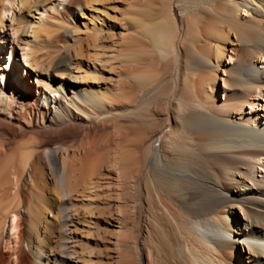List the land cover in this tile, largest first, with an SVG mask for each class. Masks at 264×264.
<instances>
[{
	"label": "bare ground",
	"instance_id": "bare-ground-1",
	"mask_svg": "<svg viewBox=\"0 0 264 264\" xmlns=\"http://www.w3.org/2000/svg\"><path fill=\"white\" fill-rule=\"evenodd\" d=\"M6 1L8 0H0V27L2 16L7 9ZM9 1L13 6L18 5L21 10L20 20L17 22L15 18L12 21L16 23V30L13 33L18 32L13 40L16 41L17 49L28 46V50L25 49L26 69L19 77V82L12 83L11 77L14 73L11 71L6 72L3 77L12 89L18 90L19 96L0 91V156L7 154V151L2 148L4 140L10 142L30 134L34 136L36 149L41 151L44 158L60 160L58 148L61 146L57 148L59 145L56 146L55 143L67 140L74 142L80 135L86 134L97 119L114 111L115 113L121 110L129 111L132 107L129 100L133 96L134 89L139 87L137 85L142 86L148 78L138 71L140 69L136 65L134 69L138 70L132 71L135 72L127 77L128 82H120L119 85L115 83L116 88H112L110 78H99L92 72H90L92 76H87L86 72L85 74L80 72L78 68L80 64L77 67L73 65L75 62L73 63L71 59H83L85 55L91 60L87 63L89 67L95 71L103 69L101 66L103 60L99 55L101 53L92 52L87 53L86 56L83 54L82 41L89 49L102 30L113 25L103 10V8L109 9L107 6L111 3L109 0H63L60 9L53 7L50 10L47 7H51V0ZM157 1L161 3L165 0H153V2ZM214 1L218 9L221 7L226 9V12L211 11L213 17L210 14L208 23L216 29L221 26L226 27L232 34L234 42L237 43V46L231 47L227 56V59L235 58V62L231 66L225 65L223 72L225 77L221 79L219 88L213 91L214 98L211 101L207 99L204 109L180 112L177 115L171 101L177 89L176 85L178 86L174 83L169 94L166 124L153 133L143 134L142 132L138 138L131 136L132 139L125 140L124 147L117 146L116 154L120 167L127 178L136 183L135 187L139 196L138 245H136V251L130 248L136 252L137 263L135 264H264V183L256 180L252 175L254 161H264V125L262 126L256 120L257 116L245 115L242 111L245 104L256 105L253 97L257 94L264 99V61L262 67L257 65L260 63L258 62L260 58L264 60V0H200V3L188 2L187 5L184 1L185 6L182 5L181 8L197 9L202 3ZM176 8L184 12L183 9ZM120 9L123 11V8ZM124 10H126L123 11L125 14L128 10ZM132 11L128 12L132 14ZM135 11L136 13L133 14H137V10ZM37 13H47V15L45 14V17L41 15L36 19L34 14ZM150 14H153L152 10ZM72 15L81 18L79 24H71ZM134 16L132 20L130 19L132 22H129L130 26L133 23L130 31L137 35L133 36L132 33V37H128L129 46L140 44L142 41L140 36L149 29L157 31L165 40V42L162 40L164 44L168 42L166 41L169 37L168 31L161 21L148 20L149 22L145 24L140 22V18ZM61 22H64V25L58 30L49 26V24ZM146 34L148 35L145 33L144 36ZM68 39L69 42H67ZM227 39L229 36L226 34L223 36L224 43ZM94 46L96 47V44ZM98 47L102 48V46ZM173 49H175L174 46ZM130 50L125 53V58L137 63L141 56L133 49L130 48ZM224 51L225 47L222 46L219 55L221 60ZM192 53L189 52L186 55V62L190 68L198 59H195ZM53 55L56 56V62H50L46 68L42 67L45 60L52 58ZM102 56L105 57L106 54ZM204 62L207 66L208 64L216 68L219 66L206 60ZM126 66L128 68L130 65ZM59 67H65L70 73L60 74L57 70ZM114 89L118 90L114 91ZM54 93L57 96L55 100L57 107L55 110H49L47 106L49 94L53 97ZM215 93H219L221 98H216ZM117 101L123 104H115ZM15 107L19 111L17 117L13 116ZM261 109L264 110V103L261 104ZM174 133H180L188 139L192 161L190 166L178 168L168 165L169 159L173 157ZM20 140H18L20 143L17 141V146L13 148L19 150V153L25 151L24 155L18 159L22 162L30 156L31 152H26L30 149V147L27 149L28 142ZM19 165L21 164L11 166L6 175L0 177V186L4 184H8V188L17 186L15 177L18 174ZM262 168L264 169V165ZM37 171L39 166L36 160L30 159L22 173L27 175ZM157 172L166 173L171 177L180 196L170 198L157 189L155 185ZM92 185L94 186V183ZM232 209H238L241 216H235L236 213ZM7 213L9 214V211ZM8 214L4 218L7 220L12 218L10 230L13 231L14 237L17 236L19 222L16 212L12 211ZM230 214L243 222L244 227H241V231H236L230 225ZM2 244L4 241L1 237L0 245ZM238 246L242 248L241 257L235 251ZM16 250L18 264H38L35 258L39 259L43 253L39 246H34L33 253L23 251L20 247ZM128 251L122 255L123 259H121L124 260L122 264H130L128 260H132L130 257L134 253L130 256ZM70 253L60 256V264L82 263L80 257H73ZM0 264H4L3 259L0 260ZM43 264L47 263L43 262Z\"/></svg>",
	"mask_w": 264,
	"mask_h": 264
},
{
	"label": "rangeland",
	"instance_id": "rangeland-1",
	"mask_svg": "<svg viewBox=\"0 0 264 264\" xmlns=\"http://www.w3.org/2000/svg\"><path fill=\"white\" fill-rule=\"evenodd\" d=\"M109 1L111 2L107 5L109 9L103 8V10L108 15L109 22L113 23V25L105 27L102 30L105 33L101 32V37L99 35L95 38L93 43L94 45L96 44V47L93 45L88 49L82 41L83 54L87 56V53H101L99 55H101L100 57H102L103 64L105 65L102 64L101 66L105 69L99 71L93 70L87 64L91 60L88 59V56L85 57V55L83 59H71L73 63L75 62L74 64L71 60L70 62L76 67L80 64L78 68H80L82 74L86 72L87 76H92L93 73L94 76L99 78H110L109 81H111L112 88H116L115 85H119L118 83L120 82H128L127 77L135 72H132L133 70H138L134 69L136 65L139 66L137 67L140 69L138 71L147 76L148 80L143 83V87L137 85L139 87L134 89V93L132 94L134 97L131 96L129 100L132 105L129 111L121 110L116 113L114 111L110 113L111 115L108 114L103 116L104 118L97 119L94 125L88 129L87 133L80 135L74 142L67 140L62 143H55L56 146L59 145L57 148L61 146L58 148L60 160L55 161L54 159L44 158L41 151L36 149L34 136L30 134L23 138L10 140V142L4 140L2 148L7 151V154L0 156V177L5 176V173L11 166L16 164L22 165H19V171L15 177L17 186L13 188L9 187L10 190L8 184L0 186V239L2 237L4 241V244L0 245V260L3 259L4 264L19 263L16 258V249L18 247L22 248L23 251H31L33 253L34 246H39L43 250L40 256L41 259L35 258L38 264H43V262L47 264H60V256L67 255L70 252H72L70 254L73 257H80L81 264H122L124 263L122 255L128 250L129 255L131 256L134 253L133 256L135 257L131 256L132 260L129 258L130 264L137 263L135 249H137L136 245H138L140 230L139 196L135 187L136 183L127 178L120 167L116 150L118 147L125 146V140L132 139V137L138 138L142 132L143 134L153 133L166 124L165 116L169 108V94L175 84H178L176 88L179 90H175L176 92H174L171 99L175 114L178 115L180 112L204 109L206 102L214 98L213 91L219 88L221 79L225 77L223 75L225 65L231 66L235 62V58L227 59L229 55L228 51L231 47L237 46L232 34L224 26V28L221 26L216 29L208 23V18L212 15L211 11L226 12V9L221 7L218 9L217 4H214L216 3L215 1L202 3L197 9L189 8V10H184L186 9L183 8L184 4L186 2L187 5L193 0H177V2L176 0H165L161 3H158V1L153 2V0ZM199 1L195 0L192 4ZM62 2L63 0H51V7L47 8L49 10L53 7L60 9ZM5 4L7 9L2 16L0 27V91L3 90L13 96H19L18 90L16 88L12 89V86L3 77L6 72L11 71L14 73L11 77L12 83L17 84L19 82V77L24 74L23 70L26 69L27 57L25 56V49L28 50V46L17 49V45H15L16 41L13 40L14 35L16 37L18 32L16 34L13 33L16 30V23L12 21L15 18L17 22L20 20V8L16 4L13 6L9 0ZM176 4L179 5L177 6ZM182 5L183 7L181 8ZM111 6L114 7L112 8ZM175 6L178 9H183L186 13L179 11L180 9L177 10ZM120 8H123V11H126L124 9L130 12L133 10V13H136L135 10H137V14L140 15L130 14L128 11V13L124 14ZM139 8L140 11H138ZM150 9L154 15L150 14ZM45 14L47 15V13H37L36 15L34 14V17L38 19L41 15L45 17ZM142 14L147 15L143 17ZM133 16L138 19L140 18V22L145 24L152 20L161 21L168 31L169 37L166 40L168 42L164 44L163 41L165 42V40L160 37L158 32L149 29L145 32L148 33V35L146 34L147 38L145 37L146 35L144 36L145 33L140 34V37H142L140 44L129 46L127 40L129 36L132 37L133 33L130 31L133 28V23L130 26L129 22H132ZM121 18L126 20V22L128 19L129 21L126 23ZM70 19L73 21L71 23L69 20L71 24H79L81 21V18L77 17V15H72ZM71 24L68 25L71 26ZM126 24L129 25L126 26ZM62 25H64V22L59 24L53 23V25L49 24L51 28L57 30ZM65 25H67L66 22ZM135 34L137 35L134 32L133 36ZM226 34L229 36V39L224 43L223 36ZM67 42H69V39ZM142 42H145V44ZM98 46H102V48ZM173 46L175 49H173ZM222 46L225 47V51L221 60L219 55ZM126 48L128 51L131 48L135 53H139L141 58H139V55L138 58L142 61L140 62L139 60L137 64L125 58V53H128ZM177 48L180 52L177 51ZM101 51L103 54H106L105 57L102 56ZM187 52H193L192 54L195 59L198 58L191 68L186 62ZM249 52L252 51L249 50ZM178 54L179 56H177ZM55 59L56 56L54 57V55L52 58L49 57L45 60L42 67H48L50 62H56ZM106 59L109 60L107 61ZM205 60L219 66L217 68L209 64L207 66L204 62ZM263 61V58H260V61H258L260 63H257V65L262 67ZM132 64L135 65L133 66ZM126 65H130L129 67L133 69L127 68ZM140 66L142 67L140 68ZM129 69L130 73H128ZM57 70L62 75L70 73L65 67H59ZM137 89L138 91H136ZM116 90L118 89H114V91ZM215 97L219 99L221 95L215 93ZM56 98V93H54L53 97L49 94V103L47 102L49 110H55L57 107ZM253 100L256 105L245 104L242 111L245 115L253 114L257 116L256 120L263 126L264 110L261 109V104L264 103V99H262L260 94H257L253 97ZM116 103L123 104L118 101ZM17 111L18 108L15 107L13 109L14 117H17V113H19ZM173 137V157L169 159L170 163L168 165L178 168L190 166L192 161L188 139L180 133H174ZM20 139L28 142L27 149L29 147L30 149L26 152H31L30 156L22 162H19L18 159L24 155L25 151L19 153V150L13 148L17 146V143H20ZM33 144L34 146H31ZM14 155L15 157H13ZM30 159L36 160L39 171L24 175L22 172ZM263 165L264 161H254V171L252 173L254 178L262 183H264ZM17 177L20 178L18 179ZM93 183L94 186L92 185ZM155 185L159 191L170 198L180 196V193L178 194L176 191L173 180L166 173L157 172ZM8 211L9 214L12 211L13 213L16 212L17 221L19 222L15 238L12 235L13 231L10 230L12 218L8 220L4 218L8 214ZM232 211L236 213L235 216H241L238 209H232ZM232 215L230 214L229 217L230 225L236 231H241V227H244L243 222L238 221ZM14 250L16 251L14 252ZM241 250V246L236 247L235 250L236 254H240V257L241 254L243 255L240 252ZM1 254L5 256L2 257Z\"/></svg>",
	"mask_w": 264,
	"mask_h": 264
}]
</instances>
